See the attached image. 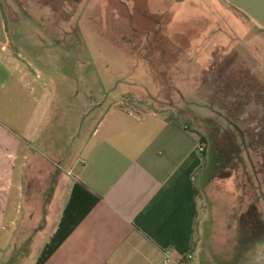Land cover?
<instances>
[{
  "label": "rangeland",
  "instance_id": "rangeland-1",
  "mask_svg": "<svg viewBox=\"0 0 264 264\" xmlns=\"http://www.w3.org/2000/svg\"><path fill=\"white\" fill-rule=\"evenodd\" d=\"M0 2L21 73L51 102L48 125L68 118L70 132L77 116L79 125L117 99L129 109L195 117L215 142L212 151L198 152L194 263L264 264V31L220 0ZM88 133L79 128L77 136ZM228 162L243 170L238 181L255 175L257 210L248 209L246 190L244 223L241 204L204 185Z\"/></svg>",
  "mask_w": 264,
  "mask_h": 264
},
{
  "label": "crops",
  "instance_id": "crops-1",
  "mask_svg": "<svg viewBox=\"0 0 264 264\" xmlns=\"http://www.w3.org/2000/svg\"><path fill=\"white\" fill-rule=\"evenodd\" d=\"M15 52L0 6V264H195L204 134L195 117L117 99L89 115L78 109L87 116L70 132L68 118L48 125L47 93L31 86ZM228 165L204 185L241 204L244 223L246 190L257 210L255 175L238 181L243 170Z\"/></svg>",
  "mask_w": 264,
  "mask_h": 264
},
{
  "label": "water",
  "instance_id": "water-1",
  "mask_svg": "<svg viewBox=\"0 0 264 264\" xmlns=\"http://www.w3.org/2000/svg\"><path fill=\"white\" fill-rule=\"evenodd\" d=\"M264 30V0H225Z\"/></svg>",
  "mask_w": 264,
  "mask_h": 264
},
{
  "label": "trees",
  "instance_id": "trees-1",
  "mask_svg": "<svg viewBox=\"0 0 264 264\" xmlns=\"http://www.w3.org/2000/svg\"><path fill=\"white\" fill-rule=\"evenodd\" d=\"M226 4H228L229 6H231V7H233L235 10H237L238 12H240L241 14H243L247 19H249V17L247 16V15H245L243 12H241L240 10H238L237 8H235L234 6H232V5H230L229 3H227L225 0H223ZM46 3L47 4H50V3H48L47 1H46ZM0 6H1V8H2V11H3V14H4V17H5V13H4V5L0 2ZM260 30H262V31H264L263 29H260ZM248 72V71H247ZM223 76V75H222ZM244 77V76H243ZM224 78V77H223ZM250 78V77H249ZM261 90H263V89H261ZM215 91H218L219 93L220 92H222V91H224V90H221L220 88H217V89H215ZM231 93V92H230ZM222 95V94H221ZM224 95V94H223ZM261 96H262V93H261ZM262 98V97H261ZM260 98V99H261ZM259 99V107H258V109H260L261 108V110L263 109L262 107V102H261V100ZM257 102H258V100H257ZM264 112V111H263ZM263 128V127H262ZM261 128V129H262ZM198 133V135H199V141L201 142V143H208V146H209V148H210V150L212 151L213 150V148H214V142H215V138L213 137H211V139L209 138L208 139V137L206 136V135H204V134H201L200 132H197ZM206 146H205V149H204V151L203 152H201L203 155L206 153ZM216 153H217V155H220L221 157L223 156V155H221L220 154V152L219 151H216V150H214ZM203 163H205V159H203ZM202 167V166H201ZM201 169V168H200ZM195 245H196V240H194L193 241V243H192V246H191V251H194V249H195Z\"/></svg>",
  "mask_w": 264,
  "mask_h": 264
},
{
  "label": "built area",
  "instance_id": "built-area-1",
  "mask_svg": "<svg viewBox=\"0 0 264 264\" xmlns=\"http://www.w3.org/2000/svg\"><path fill=\"white\" fill-rule=\"evenodd\" d=\"M204 149H205V144L199 142V143H198V146H197V150H198V152H203ZM166 255L168 256V252H166Z\"/></svg>",
  "mask_w": 264,
  "mask_h": 264
},
{
  "label": "flooded vegetation",
  "instance_id": "flooded-vegetation-1",
  "mask_svg": "<svg viewBox=\"0 0 264 264\" xmlns=\"http://www.w3.org/2000/svg\"><path fill=\"white\" fill-rule=\"evenodd\" d=\"M264 128V127H263ZM259 134V133H258ZM256 138H257V136H256ZM255 138V139H256ZM264 142V141H263ZM263 142L261 143V144H263ZM260 144V145H261ZM259 157H261V158H263L264 159V156L263 155H261V154H259ZM258 175H261V172L259 171L258 172ZM258 182V181H257ZM258 186H259V188H260V190L262 189V186H261V178H260V180H259V182H258Z\"/></svg>",
  "mask_w": 264,
  "mask_h": 264
}]
</instances>
